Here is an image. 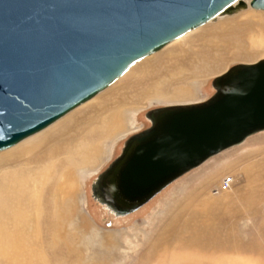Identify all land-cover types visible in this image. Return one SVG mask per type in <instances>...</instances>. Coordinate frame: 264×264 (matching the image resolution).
Segmentation results:
<instances>
[{
    "label": "rangeland",
    "instance_id": "374dc122",
    "mask_svg": "<svg viewBox=\"0 0 264 264\" xmlns=\"http://www.w3.org/2000/svg\"><path fill=\"white\" fill-rule=\"evenodd\" d=\"M220 22L219 27H211ZM203 26L186 32L184 37L197 31L190 34L184 42L176 43L177 47L169 51L170 53L165 52L161 53L163 56L159 55L161 49L139 60L138 62H141L155 56L147 64L140 65L134 77L131 75L122 79L123 74L119 80L108 86L105 90H108V93L99 99L98 104L84 107L85 109L75 114L73 112L77 109L72 111L71 121L63 129L55 128L52 131L53 135L49 136L44 154L49 149H55L56 145L58 150L56 155L60 153L59 156L61 153L65 154L63 152L65 149L74 150L78 146L90 147V151L91 146L100 140L102 141L99 142L100 146L105 147L98 152L103 158L93 170H74L77 178L79 177L80 192L77 200L62 206L64 218L60 219L61 233L64 236L67 233L69 237L66 238V242L79 250L80 258L75 252L66 251L65 243L62 241L59 242L60 248L57 247L54 253L49 249L57 219L53 217L51 190L53 186L48 182L39 195V215L35 231L25 228V223L19 227L12 224L11 213L8 210L2 211L5 210V193L3 194L0 190V204L4 203L0 206V215L2 214L0 245L2 249L5 248L8 255H11L12 251L15 252L10 243L8 244L13 238L14 243L25 244L24 248L34 246L30 249L31 256L36 254V248L39 252L42 250V255L39 253L38 257L41 259L42 256L43 264H54V262L80 264L82 260V264H264V130L248 135L245 140L209 156L201 164L165 185L151 199L126 215H114L92 195V181L121 152L124 140L130 134L150 125V120L146 116L148 109L167 104H187L204 100L215 91L212 85L213 77L223 73L235 63H253L264 58V11L249 8L234 16L205 23ZM179 87L189 89L190 93L175 95L176 88ZM105 91L103 90L102 93ZM159 93L169 97L158 98ZM122 106L125 109L126 106L128 107L126 109L128 111L122 118L123 124L127 126L126 132L112 140L103 141L99 138L100 132L98 133L101 117L104 118L110 109L115 110ZM76 140L79 141V145L75 142ZM3 151H0V154H3ZM37 152L35 156L42 151L37 150ZM7 161L8 159H0V181L1 174L7 170L4 171L5 168H12V170L21 168L22 159L17 163L7 164ZM66 161L58 163L56 170L58 173L69 164ZM44 163L45 161L40 164ZM224 176L231 178L230 186L214 191L213 189L218 187ZM16 199L13 198L10 202L14 204H10L11 208L15 206ZM23 200V203L27 202ZM21 210L19 219L28 222L31 218L28 216L30 210L28 208ZM7 217L10 218L7 219ZM26 218L29 219L26 220ZM173 221V229L167 231ZM71 222L72 225H70ZM186 223H190L188 225L194 232H199L200 239L204 237L206 241L209 239L208 241L212 243L200 248L183 243L189 240L187 235L189 236L190 229H186ZM16 229L20 232L19 236ZM101 231L112 232L115 242L105 243L100 234ZM5 240L8 247H4ZM0 256H2L0 264H6L2 262L6 256L3 253H0Z\"/></svg>",
    "mask_w": 264,
    "mask_h": 264
},
{
    "label": "water",
    "instance_id": "95a60500",
    "mask_svg": "<svg viewBox=\"0 0 264 264\" xmlns=\"http://www.w3.org/2000/svg\"><path fill=\"white\" fill-rule=\"evenodd\" d=\"M244 3L0 0V150L87 100L132 62ZM249 4L264 9V0ZM212 85L204 100L148 109L150 125L124 140L92 181L93 197L128 213L212 154L264 129V58L231 65ZM114 180L123 188L109 187Z\"/></svg>",
    "mask_w": 264,
    "mask_h": 264
},
{
    "label": "bare ground",
    "instance_id": "6f19581e",
    "mask_svg": "<svg viewBox=\"0 0 264 264\" xmlns=\"http://www.w3.org/2000/svg\"><path fill=\"white\" fill-rule=\"evenodd\" d=\"M244 3L243 5H238L237 8H235V10H233L232 12L230 13H225V14H220L218 15V17H216L215 19H209L205 22H203L202 24H199L193 28H190L188 29L187 31H185L184 33L180 34L178 37L172 39L171 41H169L168 43H166L163 47H161L160 49L150 53V54H147L145 56H143L142 58H139L137 59L136 61L132 62L127 69H129L127 71V69H125V71H123L116 79H114L111 83H109L106 87H104L103 89H101L100 91H98L96 94H94L93 96H91L90 98H88L87 100L81 102L80 104H78L77 106L73 107L72 109H70L68 112H66L65 114H63L62 116L58 117L57 119H55L54 121H52L51 123H49L47 126H45L44 128H42L41 130L37 131V132H34L33 134H30L28 136H26L25 138L19 140L18 142L12 144L11 146L7 147V148H4V149H1L0 151H3L5 149V151H3L4 153L3 154H0V159H3V160H6L8 159L7 161V164L9 163H12V162H19L21 161L22 159V163L21 164V168H19V170H12V168H5L4 169V174H1L2 175V178H1V181H0V190L1 192L4 194L5 193V210H2V211H6L8 210L10 213H11V222L12 224L15 226V227H19L22 223H25V228L27 229H30L31 231H35V229L37 228V222H38V215H39V195L40 193L44 190V185L48 184L49 183H52L51 186L52 187V197H53V200H52V206H53V217L57 219V221L55 222V226H54V229L52 231V237H51V245L49 246V249L50 251H52L53 253L55 252V250H57V247L60 248L59 246V242L62 241L63 243H65V250L68 251V252H75L78 256V258H80V253H79V250L76 248H73L71 247V245L69 243L66 242V238L69 237L67 236V233L65 234V236L61 233L62 232V227H61V223H60V219H63L64 218V214L62 213L63 212V209H62V206H64L67 202L69 203H72L74 202L75 200H77V196L79 194V187H78V178L77 176L75 175L74 173V170L75 169H78L79 171L80 170H83V171H87V170H93L95 168V166L97 165V163H99L103 156L102 155H99L98 152L101 151L102 148L105 149V147H101L99 144V142H102L101 140L98 141L97 143H94V145L91 146V149L90 147H87V148H83V147H79L78 145V142L77 140L75 142H77V146L76 148H74V150H71L70 148H66L65 151V154L61 153V155L63 156H59L56 155L57 153V148L55 146V149H49V151H46V153L44 154L45 152V147H46V144H47V141H49L50 139V135H53L52 131L55 129V128H60L63 129L72 119V111H74L73 113L75 114V112H79V111H82L81 109H83L84 107H91L93 105H96L98 104V101L101 97H104V95H106L108 93V90H106V88L108 86H110L114 81H116L117 79L119 80L123 74V78L122 79H125L126 77L128 76H131L138 73V70L140 69L139 67L143 66L144 64H147L148 61L150 59H153L154 57H151V58H147L141 62H138L139 60L147 57V56H150L152 55L153 53L155 52H159V55H162L161 53H165V52H169L171 51L172 49H174L175 47H177L178 44L184 42L186 40L187 37H189L190 34L192 33H197V31L195 32H191L189 35L187 36H183L185 34H187L188 32L190 31H193L195 30V28H199V26H203L205 25V23L207 24L208 22L209 23H212V22H215L217 19H221V18H224V17H231V16H234L236 14H239L240 11H244V10H247L249 8L251 9H254V10H258V11H264V9L262 8H254L252 6H250L249 4V0H244ZM243 15H247V14H243ZM249 15V14H248ZM220 26L221 25V22L220 24H216V25H213L211 27H216V26ZM207 26V25H206ZM218 26V27H219ZM204 27V26H203ZM204 29V28H202ZM199 31V30H198ZM187 32V33H186ZM205 36V35H204ZM176 43H178L177 45H175ZM192 46V45H191ZM192 48V47H191ZM184 49V48H183ZM182 49V50H183ZM170 53V52H169ZM181 53V52H179ZM190 54V53H189ZM163 56V55H162ZM170 56H173V55H170ZM183 56V55H182ZM166 58V57H164ZM174 58V57H173ZM161 60V59H160ZM179 60V59H178ZM260 60V59H259ZM180 61V60H179ZM138 62V63H136ZM178 62V61H177ZM256 62V61H255ZM136 63V64H134ZM154 63V62H153ZM254 63V62H253ZM134 64V65H133ZM247 64H251V63H247ZM133 65V66H132ZM141 65V66H140ZM182 65V64H181ZM132 66V67H131ZM184 66V65H183ZM177 67V66H176ZM147 68V67H146ZM188 68V67H187ZM192 68V67H191ZM230 68V67H229ZM229 68H227L225 71H227ZM190 69V68H189ZM174 71V69H172ZM187 70V69H185ZM127 71V72H126ZM224 71V72H225ZM126 72V74H125ZM176 72V71H175ZM174 72V73H175ZM183 72V71H182ZM221 73L217 76H220L222 74ZM170 74V73H169ZM181 74V72H180ZM146 75V74H145ZM174 75V74H173ZM172 75V76H173ZM187 75V74H186ZM148 76V75H147ZM171 76V75H170ZM216 76V77H217ZM138 77V76H137ZM190 77V76H189ZM121 79V80H122ZM190 79V78H189ZM120 80V81H121ZM126 81V80H125ZM149 81V80H148ZM124 83V82H122ZM139 83V82H138ZM180 84V83H178ZM120 85V84H119ZM153 86V85H152ZM151 86V87H152ZM189 86V85H188ZM116 88V87H115ZM113 88V89H115ZM155 88V87H153ZM111 89V88H110ZM109 89V90H110ZM175 89V88H174ZM177 91L174 93L175 95H184V94H188L190 93L189 92V89H186L184 87H179V88H176ZM103 90L105 91L104 93ZM147 90V89H146ZM144 92V91H143ZM102 93V94H101ZM100 94V95H99ZM162 93H159L158 95V98H162V99H165V98H168L169 96H163L161 95ZM99 95V96H98ZM96 97V98H95ZM179 97V96H178ZM93 99V100H92ZM135 99V98H134ZM92 100V101H91ZM168 100V99H166ZM88 101H91L89 102L88 104H85L87 103ZM124 103V102H122ZM85 104L84 106H82L81 108H78L80 107L81 105ZM126 104V103H125ZM124 104V105H125ZM100 106V105H99ZM133 106V105H132ZM128 107L126 106V109ZM85 109V108H84ZM125 107H119V108H115V110H112L110 109V111L108 113H106V116L103 118V116L101 117V126L98 127L100 129V131H98V133L100 132V136L99 138L103 139L104 140H112L113 138H115L116 136H119L121 134H123L124 132H126V128L127 126H125L123 123V114L128 111L126 110ZM100 110V109H99ZM97 111V110H96ZM130 111H131V108H130ZM134 112V111H133ZM71 113V114H69ZM69 114V115H67ZM89 114V113H88ZM67 115V116H66ZM75 116V115H74ZM84 116V115H83ZM88 116V115H87ZM93 116V115H92ZM65 117V118H64ZM63 118V119H62ZM85 118V117H84ZM86 118H89V117H86ZM132 118V117H131ZM62 119V120H61ZM60 120V121H59ZM82 120V119H81ZM80 120V121H81ZM59 121V122H58ZM74 122V121H73ZM82 122V121H81ZM55 123V124H54ZM74 125V124H73ZM84 125V124H83ZM92 125V124H91ZM90 125V126H91ZM99 125V124H98ZM81 126V125H80ZM93 126V125H92ZM91 126V127H92ZM50 127V128H48ZM69 127V126H68ZM48 128V129H47ZM73 128V127H72ZM71 128V129H72ZM47 129V130H46ZM69 129V128H68ZM67 129V130H68ZM85 129V128H84ZM45 130V131H44ZM264 129H261V130H258V131H255L251 134H249V136L253 135V134H256L257 132L259 131H262ZM43 131V132H42ZM59 131H61L59 129ZM87 131V130H86ZM89 131V130H88ZM41 132V133H40ZM64 132V131H63ZM89 132H93L92 130L89 131ZM96 132V131H95ZM74 133V131H73ZM97 133V134H98ZM78 134V133H77ZM88 134V133H87ZM91 134V133H90ZM95 134V133H94ZM96 134V135H97ZM95 135V136H96ZM94 136V135H93ZM248 136V135H247ZM246 136V137H247ZM77 137V136H76ZM245 137V138H246ZM80 138V137H79ZM85 138V137H84ZM93 138V137H92ZM98 138V137H96ZM244 138V140H245ZM88 139V138H87ZM94 139V138H93ZM90 140V139H89ZM67 141V140H66ZM65 141V142H66ZM94 141V140H93ZM92 142V141H91ZM110 142V141H109ZM82 143V142H81ZM63 144V143H61ZM71 144H74L71 142ZM85 145V144H84ZM89 145V144H88ZM59 147V146H58ZM107 147V146H106ZM11 149V150H8V149ZM60 149V147H59ZM37 150L39 151H42L41 154H39L38 156H35L37 152ZM62 150V148H61ZM64 150V149H63ZM16 155V156H13V155ZM56 155V156H54ZM213 155V154H212ZM33 156V157H32ZM59 156V157H57ZM57 157V158H56ZM14 159V160H12ZM48 159V160H47ZM207 159V158H206ZM205 159V160H206ZM67 160V161H66ZM45 161L44 164H40V163H43ZM68 162L69 164L66 165L67 167H64L62 168V172H57V165L58 163H61V162ZM129 162V163H128ZM131 160H128L125 164L122 171L124 173H127L130 171V164H131ZM202 163V162H201ZM200 163V164H201ZM40 164V165H39ZM109 165V164H108ZM116 166H119L116 165ZM198 166V165H197ZM4 167V166H3ZM196 167V166H195ZM192 169V168H191ZM190 170V169H189ZM187 170V171H189ZM10 171H11V174H10ZM121 171V172H122ZM185 171V172H187ZM82 172V171H81ZM184 172V173H185ZM77 173V172H76ZM183 173V174H184ZM26 174V176H25ZM181 174V175H183ZM79 175V174H78ZM180 175V176H181ZM24 176V177H23ZM179 177V176H178ZM176 179V178H175ZM174 179V180H175ZM24 180V182H22ZM117 180H119V178H117ZM117 180H114L112 183H109V187L111 188H114L113 186H116V183L117 184V187L118 186H121L122 187V183L120 184L119 181ZM172 180V181H174ZM110 181V180H109ZM171 181V182H172ZM169 182V183H171ZM168 183V184H169ZM230 185V183H229ZM81 188V187H80ZM123 188V187H122ZM222 189H226V188H222ZM81 190V189H80ZM0 192V194H1ZM105 194H106V191H105ZM81 195V194H80ZM155 195V194H154ZM153 195V196H154ZM1 196V195H0ZM152 196V197H153ZM26 197V198H24ZM133 197V196H132ZM151 197V198H152ZM1 198V197H0ZM3 198V197H2ZM13 198H17L16 201L14 202L15 203V206L14 207H10V202H12V199ZM95 198V197H94ZM149 198V199H151ZM25 199L27 202H22V200ZM81 199V198H80ZM97 201H99L97 198H95ZM117 199L118 196H117ZM148 199V200H149ZM2 200V199H1ZM3 201V202H4ZM24 201V200H23ZM2 202V201H1ZM2 202V203H3ZM78 202V201H77ZM104 207H106L108 210H110L114 215L116 216H122V215H126L128 213H125V214H120V211L119 213H115V210L114 208L112 209L109 205L105 204L104 202H100ZM4 204V203H3ZM3 204H0V206H2ZM11 205H14V204H11ZM47 205V203L45 204ZM10 207V209H9ZM42 206H40L41 208ZM140 207V206H139ZM4 208V206H3ZM23 208H28V210H30V212L28 213V216L31 217L30 220L28 222H23L22 220H20V216H19V213L20 211H22L21 209ZM44 209V208H43ZM46 210H48L47 208H45ZM65 209V207H64ZM71 209V208H70ZM75 209V208H74ZM137 209V208H136ZM186 209V208H185ZM27 210V209H26ZM51 210V209H50ZM49 210V211H50ZM66 210V209H65ZM74 211V210H73ZM28 212V211H27ZM48 212V211H47ZM66 212V211H65ZM72 212V211H71ZM7 213V212H6ZM5 213V214H6ZM9 213V214H10ZM8 214V213H7ZM8 214V215H9ZM21 214V213H20ZM67 214V213H66ZM2 215V214H1ZM0 215V216H1ZM47 215V214H45ZM23 216V215H22ZM21 216V218H22ZM26 216V215H25ZM52 217V218H53ZM176 217V216H175ZM10 218V217H7V219ZM24 218V217H23ZM44 218V216H43ZM29 219V218H28ZM26 218V220H28ZM45 219L47 220V218L45 217ZM51 219V218H49ZM176 220V218H175ZM7 221V220H6ZM42 221H44L42 219ZM41 221V222H42ZM63 221V220H62ZM172 221V220H171ZM189 221V220H188ZM196 221V220H195ZM9 222V221H8ZM177 222V221H176ZM191 222V221H189ZM5 223V222H4ZM9 224V223H8ZM40 224V223H39ZM190 223H186L184 226L186 227V229H190V232H189V236L187 235V238H189L188 241H185L183 243H188V245L190 244V246H195L196 248H200V247H205V245L207 246V244L210 245V242L211 241H206L203 238L200 239L199 237V232L197 231H193L192 230V227L189 225ZM24 225V224H23ZM42 225V224H41ZM44 225V224H43ZM42 225V226H43ZM63 225V224H62ZM70 225H72V222L70 223ZM177 225V224H176ZM173 226H174V221L171 222L170 226H168L167 228V231H169V229H173ZM10 227H12L10 225ZM53 227V226H52ZM194 227V226H193ZM23 229V227H22ZM166 229V228H165ZM17 230V229H16ZM5 231V230H4ZM14 231V230H13ZM18 231V230H17ZM16 231V233H17ZM25 231V230H24ZM43 231V230H42ZM193 231V232H192ZM23 232V230H22ZM66 232V231H65ZM9 233V232H8ZM11 233V232H10ZM15 233V234H16ZM19 231H18V236H19ZM4 234V233H3ZM43 234V233H42ZM102 235V238L103 240L105 241V243L107 244H111L113 241L115 242V239H114V236L112 235L113 233L112 232H109V231H101L100 233ZM14 235V234H12ZM11 235V236H12ZM185 235V234H184ZM38 236V235H37ZM186 236V235H185ZM8 237V236H7ZM15 237V236H14ZM209 237L210 234H209ZM17 238V236H16ZM184 240V237L182 238ZM221 239V238H220ZM19 240V239H18ZM17 240V241H18ZM13 241V238H11V242L9 240L8 244L10 243V246L12 248L15 249V252L12 251L11 255H8L6 253V250L5 248L2 249V245H0V253H3L6 257H4V259H2L4 263L6 264H43V262L41 261L42 259V256L40 257L41 259H39L38 256H40L39 253H41V251L39 252V250H37L36 248V254L35 255H32L31 256V252H30V249L31 247L33 248L34 246H28V248H24L23 245H20V244H16L14 243ZM16 241V242H17ZM24 242V241H23ZM30 243V242H29ZM212 243V242H211ZM217 243V242H215ZM214 243V244H215ZM1 244V243H0ZM8 244H7V241L5 240V245L4 247H8ZM28 244V243H27ZM162 245V244H161ZM184 245V244H183ZM10 248V247H9ZM160 248V247H159ZM223 248V247H222ZM7 249V248H6ZM10 250V249H8ZM81 251V250H80ZM62 252V251H61ZM82 253V252H81ZM10 254V253H9ZM46 254V253H45ZM50 254V253H49ZM42 255V253H41ZM2 258V256H0ZM1 260V259H0ZM82 260V259H80ZM83 261V260H82ZM80 261V264H82ZM45 262V261H44ZM47 263V261H46ZM203 263V262H202ZM54 264H57V262H54Z\"/></svg>",
    "mask_w": 264,
    "mask_h": 264
},
{
    "label": "built area",
    "instance_id": "2783aa9c",
    "mask_svg": "<svg viewBox=\"0 0 264 264\" xmlns=\"http://www.w3.org/2000/svg\"><path fill=\"white\" fill-rule=\"evenodd\" d=\"M231 182V178L229 176H224L222 180L219 182L218 187L214 188L213 190L217 192L218 189L222 188H228L230 185L229 183Z\"/></svg>",
    "mask_w": 264,
    "mask_h": 264
}]
</instances>
